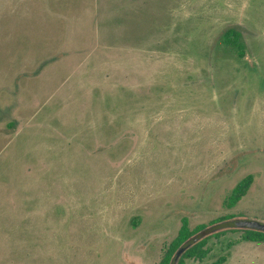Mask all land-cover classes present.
Instances as JSON below:
<instances>
[{"label": "rangeland", "instance_id": "rangeland-1", "mask_svg": "<svg viewBox=\"0 0 264 264\" xmlns=\"http://www.w3.org/2000/svg\"><path fill=\"white\" fill-rule=\"evenodd\" d=\"M224 214L264 222V0H0V264H157ZM242 229L186 264H264Z\"/></svg>", "mask_w": 264, "mask_h": 264}, {"label": "trees", "instance_id": "trees-1", "mask_svg": "<svg viewBox=\"0 0 264 264\" xmlns=\"http://www.w3.org/2000/svg\"><path fill=\"white\" fill-rule=\"evenodd\" d=\"M219 43L226 49H229L236 53L238 57H242L245 53V43L242 40V34L239 25L230 24L225 26L219 36ZM253 180V175L251 173L243 176L231 189L230 193L223 200V204L226 207L234 206L241 197L246 194ZM231 214H224L217 219L213 220L211 224L217 223L219 221L232 218ZM206 227V224L199 223L194 227L189 226V221L187 216L183 215L180 219V225L175 236L166 244L163 254L157 264H170L174 252L178 247L197 231ZM241 239L248 241H264V231L244 228L242 229ZM222 233L220 230L211 232V234H206L199 238L188 248H186L178 257L176 264H186V258H196L203 259L209 252V247L207 246V241L209 235L219 236ZM234 242H228V247ZM226 254L219 255L215 260L209 264H223L226 260Z\"/></svg>", "mask_w": 264, "mask_h": 264}, {"label": "water", "instance_id": "water-1", "mask_svg": "<svg viewBox=\"0 0 264 264\" xmlns=\"http://www.w3.org/2000/svg\"><path fill=\"white\" fill-rule=\"evenodd\" d=\"M223 227H232V228H250L264 231V222L254 218H229L222 220L221 222H217L212 224L211 226H206L205 228L197 231L190 238L185 240L178 249L174 252L172 256V260L170 264H176L178 257L180 254L188 248L191 244L197 241L199 238L204 235L216 231Z\"/></svg>", "mask_w": 264, "mask_h": 264}]
</instances>
